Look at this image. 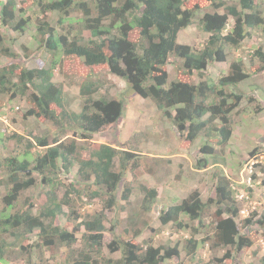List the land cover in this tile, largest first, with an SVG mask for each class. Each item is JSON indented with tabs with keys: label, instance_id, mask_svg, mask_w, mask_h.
<instances>
[{
	"label": "trees",
	"instance_id": "16d2710c",
	"mask_svg": "<svg viewBox=\"0 0 264 264\" xmlns=\"http://www.w3.org/2000/svg\"><path fill=\"white\" fill-rule=\"evenodd\" d=\"M206 1L210 7L207 11L197 4L186 8L185 0H34L42 14V18H35L37 51L50 55L49 64L24 68L19 73L15 63L0 65V92H5L10 101L27 97L31 108L24 116L35 118L41 124L46 120L56 125L59 133L51 136L50 133L29 132L30 136L24 137L23 142L22 134L6 137L4 131H0L3 175L0 185L5 191L0 192L4 206L0 212L1 264H8L12 254L27 264H43L33 259L35 251L48 248L55 253L54 259L58 252L78 242L76 234L81 230L82 248L76 250L78 256L72 264H164L180 255L178 245L157 247L152 238L143 245L122 240L108 245L112 253L120 252L118 261L109 259L100 263L98 257L103 250L104 234L110 230L105 225L104 212L87 216L74 225L72 231L57 223L61 215L72 221L79 218L74 202L76 198L81 200L85 190L89 191V201L107 197L105 207L114 209L118 187L124 184L127 171L135 173L141 168L143 155L138 153L137 147L127 150L94 140L102 130L124 116L125 99H94L99 87L93 82H80L84 103L81 112L70 113L66 110L64 86L53 79L63 57H77L87 68L108 65L111 73L123 79L133 94L154 102L162 119L173 124L180 138L191 143L201 138L208 141L200 147L202 157L196 164L199 170L207 168V157L216 153L209 142L220 138V143L226 145L232 137L229 117L240 106L244 95L237 90L239 85L250 76L264 72V46L250 56V65L257 63L252 72L239 56L232 59L226 74L215 79L205 77L210 75L212 64L226 61L231 52L240 50L245 40L255 36L264 40V0ZM49 12L57 14L56 25L68 24L66 31L59 32L57 26L49 22ZM22 13L16 0H0V26L6 30L22 35L31 27L35 20L21 16ZM75 13L80 17L72 18ZM195 23L208 34L206 42L197 45L178 42L179 33ZM135 30L139 33V42L130 38ZM86 31L91 34L88 40L84 38ZM3 43L0 36V56L17 58L18 54ZM171 55H176L175 68L184 77L169 84L167 66ZM192 76L201 81L193 83ZM186 77L189 79H184ZM30 89L32 93L28 95ZM262 96L264 100V93ZM254 99L249 97L250 101ZM263 100L252 112L264 110ZM53 105L61 109L59 114L53 110ZM69 132L75 136L73 139L66 135ZM12 142L15 145H10ZM86 149H90L88 155H85ZM255 151L256 148L251 153ZM75 166L81 180L65 186V192L59 197L55 185L62 174L71 175ZM152 170L149 168L150 173ZM215 177V192L207 199L195 190L159 210L162 226L173 224L180 231L192 229L193 236L187 249L184 248L190 256L211 242V248H225L228 251L224 257L232 258L235 252L252 247L258 241L257 233L264 235V209L239 225L240 202L234 187L223 173ZM39 187L42 190L37 191L34 199L27 197L21 209L11 211L25 191ZM133 191L131 185L124 184L120 199L129 202ZM139 191L144 195L143 209L156 208L158 189L140 185ZM64 207L69 209V214L64 213ZM184 217L189 222H185ZM242 229L248 232L242 233ZM139 234L140 230H136V235ZM200 235L203 237L199 238ZM34 237L35 243H26ZM38 259L41 260V256ZM259 264H264V256Z\"/></svg>",
	"mask_w": 264,
	"mask_h": 264
},
{
	"label": "rangeland",
	"instance_id": "374dc122",
	"mask_svg": "<svg viewBox=\"0 0 264 264\" xmlns=\"http://www.w3.org/2000/svg\"><path fill=\"white\" fill-rule=\"evenodd\" d=\"M16 1L17 8L23 11L21 16H30L35 22H33L31 27L22 35L12 30H6L0 26V36L4 40L3 44L10 46L12 50L18 54V57L14 59L0 56V65L3 67L15 63L17 65V73L24 68H39L43 65L48 66L50 55L43 51L41 53L37 51L38 43L34 38L35 23L37 21L35 18H42V14L39 13V8L34 5V0ZM195 4L202 8H207L204 11L210 9L206 0H185L186 8H190ZM75 17H80V14L75 13L72 18ZM47 18L51 24H57L58 17L56 13L49 12ZM56 26L57 30L62 32L67 30L68 24ZM90 36L91 34L89 31L84 32V38L86 40H88ZM130 38L134 42H139L140 36L138 31H132ZM207 38L208 34L203 30L200 24L195 23L179 33L178 42L197 45L206 42ZM262 46H264V40L260 36L245 40L240 50L231 52L226 61L212 64L209 68L210 75H207L205 78L208 80L213 76L215 79L218 75L226 74L232 59L239 56L245 59L249 71L252 72L256 68L254 66H256L257 63L251 66L249 62L250 56L258 47ZM24 47H27V49L25 50ZM61 64L62 65L55 71L53 81L62 83L64 86L66 110L70 113L81 112L85 98L82 97L79 86L83 82H93L96 84V88L97 86L99 87L98 91L93 95L94 99L102 97L125 99L126 109L124 116L119 119L117 123L102 130L95 136L94 140L97 143L122 146L127 148V150H135L137 147L138 153L143 156L140 157V161H142L141 168L135 173L127 171L125 175L124 184H129L134 189L129 202L120 199L124 184L118 187V200L112 210L105 207V200L107 197L104 199V197L101 196L89 201V196H87V192L89 191L85 190L81 195V200L76 198L74 202L79 218L72 221V219L68 220L66 215H61L57 223L61 227H65L72 231L74 225L80 223L87 216L90 217L94 216L96 213L104 212L106 217L105 225L110 230L104 234L103 250L98 257L100 263H103L102 260L109 259H111L112 262L118 261L121 257L119 251L112 253L108 248V245L112 244L114 241L121 243L122 240H131L135 244L143 245L144 241H148L152 238V242L157 247H175L176 245L179 247L180 255L174 257V259L166 260L164 264H259L261 258L264 256V246L259 241L261 233H257L258 241H256L252 247L242 250L241 252H235L232 258L224 257L228 251L225 248H211V242H208L198 249L194 255L190 256L185 252L184 248L187 249L189 245L188 242L193 236L192 229L180 231L179 229H175L173 224L162 226L158 216L159 210L164 206L169 205L173 200L184 199L195 190H198L204 199L213 195L215 192L214 186L216 184L215 176L219 172L223 173V175L230 180L236 192V198L239 196L238 193H241L247 187V182L244 181L245 183H242L243 179L240 176L246 165L245 162L251 157L254 158V156L264 154V110L257 113L252 112L255 106L261 104L263 100L264 72L250 76L239 85L237 90L244 92V95L240 106L229 117L233 127L232 137L226 145L220 143V138H213V143H209L214 146L216 153L213 157H207L209 161L208 167L199 170L196 168L197 159L202 157L199 149L203 143H208L206 139L201 138L191 143L184 138H180L173 124L169 120L164 121L162 119L157 112L154 102L150 99H142L133 94L123 79L111 73L108 65L87 68L77 57H63ZM177 64L176 55H171L169 65L167 66L169 84L179 77H184L180 71L175 68ZM184 79H189V77ZM190 79L193 83H199L201 81L197 76H192ZM4 93L0 92V101H2L1 103L3 104L1 108L4 110H12L10 113L4 112V114L7 115V117L5 116L7 120L8 118L10 119V127L8 126L6 131L8 134H22L24 142V137L30 136L29 132L36 135L50 133L51 136L59 133V128L48 121L46 122V120H43V124H41L36 121L35 118L27 119L24 116L31 108V104L27 97H18L16 100L10 101ZM31 93V89L28 90V95ZM250 96H253L255 99L250 101ZM17 107L19 108L18 110L16 109ZM52 108L57 114L60 113L61 109L56 105H53ZM64 124L68 126L67 122H64ZM66 135H69L70 137H68L72 139L75 137L71 132L66 133ZM10 145L15 144L12 142ZM255 148L256 151L250 156ZM89 151L90 149H86L85 155H88ZM1 158L2 153L0 154V159ZM214 162H218V165H214ZM149 168L150 170L153 169V173H150ZM77 170L78 167L75 166L71 171V175H61L59 182L54 188L59 197L65 192V186L70 185L77 179L81 180L80 177H78ZM246 174L247 172L244 171L243 178ZM2 176L0 170V177ZM140 185L149 189L156 188L159 191V196L156 199V208H153L151 211L143 209L144 195L139 191ZM41 190L42 187L25 191L17 206H15L16 208L11 211L13 213L17 212L25 205L24 201L27 197L34 199L37 191ZM1 191L5 192L0 185V192ZM1 194L2 193H0V212L4 207L3 204H1ZM251 196L253 201V194H251ZM36 208H38V205L35 209ZM253 208H255L257 213H260L264 208V200H257L254 206H250V210ZM64 213L69 214V209L67 207H64ZM183 219L185 222H189L187 217ZM136 230H140L139 235H136ZM82 232L83 230L76 234L78 242L72 248H67L63 250L64 252H58L54 259L52 258L55 253L44 247L41 248L40 252L35 251L33 253V259L43 264H72L74 258L78 256L76 250L82 248ZM246 232L248 231L242 229V233ZM198 237L202 238L203 236L200 235ZM35 242V237L32 240L29 239L26 241L27 244H33ZM38 256H41L42 259L39 260ZM15 258L14 254L10 255L11 260L8 264H27L25 261Z\"/></svg>",
	"mask_w": 264,
	"mask_h": 264
},
{
	"label": "built area",
	"instance_id": "2783aa9c",
	"mask_svg": "<svg viewBox=\"0 0 264 264\" xmlns=\"http://www.w3.org/2000/svg\"><path fill=\"white\" fill-rule=\"evenodd\" d=\"M263 160H264V156H262L261 159H259V160H257V159L253 160L250 163V165L247 166L249 177L247 178V180H244V181L248 182V186L252 187V190L244 189V191L239 193L238 200L242 201L244 203V207H242L241 210H240V216L242 218H247V217L250 216L249 207L254 204V202L252 201L251 194L254 195L253 199L257 198V195H255L256 188L253 185L254 184V182H253L254 180L252 179L251 176H252V174L254 173V171L256 169V166H255L256 164H263L264 165V161ZM259 175H262V176H259L261 178H258L255 181V184L261 186V192L259 194V195H261V194L264 193V172H259ZM260 243H262V245L264 246V237L263 236H260Z\"/></svg>",
	"mask_w": 264,
	"mask_h": 264
},
{
	"label": "clouds",
	"instance_id": "9594fccd",
	"mask_svg": "<svg viewBox=\"0 0 264 264\" xmlns=\"http://www.w3.org/2000/svg\"><path fill=\"white\" fill-rule=\"evenodd\" d=\"M16 109L18 110L19 108L17 107ZM4 111L10 113V111H12V110H4ZM6 116H7V115H6ZM5 118H6V117H5ZM5 118H4V119H5ZM4 119H3V121H4ZM0 121H2V120H0ZM3 121H2V122H3ZM4 122H5V121H4ZM5 124H7V122H5ZM7 128H8V126H5V129H7ZM252 155H253V154H250V156H252ZM262 156H264V154L254 156V158L251 157L248 161L245 162L246 165H245L244 169L242 170V173L240 174V176H241L242 179H243L242 183H245L244 180H247V178L249 177L248 170H247V166H249L250 163H251L253 160H255V159L259 160V159H261ZM255 166H256V169H255L254 173H253L252 176H251L252 179L254 180V181H253V182H254V184H253L254 186L256 185V184H255V181H256L258 178H261V177H259V176H262V175H259V172H264V165H263V164H256ZM244 171L247 172V174L244 176L245 179L243 178V172H244ZM246 182H247V181H246ZM255 188H256V191H255L256 193H255V195H257V198L253 200L254 204L251 205V206H254V205L257 203V200H259V201L264 200V193L261 194V195H259L260 192H261V186H260V185H256ZM245 189H250V190H252V187L248 186V182H247V187H246ZM238 195H239V193H238ZM237 197H238V196H237ZM253 197H254V195H253ZM237 199H238V198H237ZM239 202H240V210H241V208L244 207V203H243L242 201H239ZM260 203H262V202H260ZM263 209H264V208H263ZM263 209H262V210H263ZM249 210H250V207H249ZM262 210H261V211H262ZM255 212H256V211H255V208H253L252 210H250V216L247 217V218H250V217L252 216V214H254ZM247 218H242V217L240 216V211H239L238 218H237V223H238L239 225H241L242 222H243V220H245V219H247ZM260 236H263V237H264L263 234H260ZM259 241H260V240H259Z\"/></svg>",
	"mask_w": 264,
	"mask_h": 264
},
{
	"label": "crops",
	"instance_id": "0c3cea01",
	"mask_svg": "<svg viewBox=\"0 0 264 264\" xmlns=\"http://www.w3.org/2000/svg\"><path fill=\"white\" fill-rule=\"evenodd\" d=\"M4 59H5V57H4ZM8 59V58H7ZM5 94V93H4ZM2 101H0V108H1V106L3 105L2 103H1ZM4 109L3 108H1L0 109V120H2L3 121V119L5 118V114H4ZM7 117V116H6ZM9 117V116H8ZM27 119H30V117L29 118H27ZM9 120V121H8ZM8 120H7V118H5L4 119V121L5 122H7V124H5V122L3 121H0V131H4V136H6V137H9L10 136V134H8L7 132H5L6 131V129H5V126H9L10 127V125H9V122H10V119L8 118ZM15 131V130H14Z\"/></svg>",
	"mask_w": 264,
	"mask_h": 264
}]
</instances>
